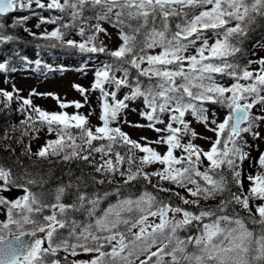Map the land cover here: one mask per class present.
<instances>
[{
  "label": "snow or ice",
  "instance_id": "1",
  "mask_svg": "<svg viewBox=\"0 0 264 264\" xmlns=\"http://www.w3.org/2000/svg\"><path fill=\"white\" fill-rule=\"evenodd\" d=\"M33 5L62 14L39 17L37 28L58 25L37 37L49 41V47L89 56L106 53L111 62L94 69L89 88L73 85L85 103L92 92L100 93L102 124L97 126L90 120L94 109L88 114L63 110L82 108L79 101L55 96L61 110L49 111L33 98L52 93L34 89L25 97L15 86L0 88V110L16 102L24 114L21 138H34L40 128L55 136L35 153L18 141L24 155L81 160L93 169L91 185L76 177L34 192L48 181L34 178L19 160L0 163V213L5 217L0 221V264H264V152L252 157L246 139H264L259 131L264 124V57L240 60L243 41L264 21V0H0V43L14 39L6 34L8 27L30 19L21 15L8 25L9 15ZM105 24L116 30L114 49L100 40L101 35L111 38ZM70 29L78 30L79 40L66 38ZM251 64L258 67L249 70ZM6 69L0 63V70ZM225 79L232 82H220ZM124 88L128 92L118 98ZM137 100L143 102L140 115L147 123L135 126L154 131L155 140L142 137L141 143L111 126ZM206 105L226 110L223 119ZM193 121L213 135L197 132ZM3 138L11 137L5 132ZM198 139L208 147L197 144ZM247 160L254 171L244 176ZM140 182L143 190L131 192ZM105 183L110 190L88 191ZM17 190L21 195H4ZM218 197L223 199L209 203ZM81 252L90 259L68 260Z\"/></svg>",
  "mask_w": 264,
  "mask_h": 264
},
{
  "label": "rangeland",
  "instance_id": "2",
  "mask_svg": "<svg viewBox=\"0 0 264 264\" xmlns=\"http://www.w3.org/2000/svg\"><path fill=\"white\" fill-rule=\"evenodd\" d=\"M33 13H35L33 15ZM21 15H28L30 19L23 25L17 26L21 31H24L27 35H32V33H36L39 36L40 33L44 31H52L57 24H48L44 23L41 24L39 28L36 25L40 22L39 17L45 18H55L58 15H62L58 10H48V9H40L33 5L32 9H24L18 10L13 14H10L7 18V24L11 23L14 19L19 18ZM68 22V18H64V23ZM104 27L108 29L111 33V38L108 39L103 35L100 36V40L104 42V44L109 49H114L118 44L119 40L117 39L116 30L113 29L111 26L105 24ZM27 29V30H26ZM69 35L66 38L76 39L79 40L80 37L76 34L77 29H70ZM44 40V39H43ZM44 42V41H43ZM6 44H8L6 42ZM31 47L32 45H28ZM33 51L28 52L29 54L26 55L28 58L25 60L27 64H25L27 69L23 72H17L15 70H0V88L6 90H13V86L16 89L20 90V93L27 97L32 90H36L39 93H52L53 97H49L47 95L44 96H36L34 97V103L41 107L42 109L49 110V111H60L61 109L58 107V102L54 98L55 96L61 97L65 101H79L83 107L80 109H76L74 106H70L64 111L68 113H76L80 112L83 114H88L93 109L95 110L93 115L90 117L91 124L94 126L101 125L102 121L98 120V115L101 112V103L102 101L98 99L100 93L98 91L92 92L88 96L89 103H85L84 96L79 93L77 90L73 88V85L78 84L83 86L84 88H89L91 83L93 82V71L94 69L101 66L102 63H107L110 57L106 53H94L91 56L87 54H81L78 51L71 52V55H58L52 48L49 47H41L35 48L33 46ZM32 48V47H31ZM243 56L240 57L242 59V63H246L249 60L255 61L258 60L260 57H264V31L259 33L256 37L253 38V42L249 44L248 49H243ZM44 51H49L51 53L46 54L43 58L39 55ZM152 52L158 51L150 50ZM78 52V53H77ZM36 60H40L41 63L38 65L35 63ZM0 63H3L0 55ZM15 68L16 65H12ZM146 66V65H144ZM84 68V71H78V69ZM257 64L249 65V70H253L257 68ZM120 75V73H117ZM219 79V77H218ZM221 83H231L230 79H225L220 81ZM107 87V86H106ZM128 92L127 88H124L120 93H118V98H122L125 93ZM12 107L14 114H19L20 112L17 110L19 105L16 102H13ZM210 109V113H215L218 119H223L225 115L224 109H221L219 106L216 105H206ZM144 109V105L142 100L132 101L129 103V108L121 114L119 123H113L112 127H121L122 131L129 135V137L133 140H137L141 143H144L141 138L147 137L149 140H155L157 138V134L154 131L148 130L143 127H136L135 125H144L147 123L146 118L140 115V112ZM255 112H259L258 109H254ZM23 116L20 120L21 127L19 131L22 132L24 126L21 124V121L24 120V114H20ZM189 120L193 118L191 116L188 117ZM159 127H163L162 125H158ZM193 126L197 132H200L207 136H212L213 134L207 132L202 125H197L193 121ZM39 127V125H37ZM259 131L264 135V124L260 125ZM34 138H28L29 144L32 145V148L42 146L47 139L55 138L54 134L48 133L45 128H40L39 132H34ZM214 138V137H213ZM248 140L249 148L251 149V156L256 157L258 152H264V139H256L253 140L250 136L246 137ZM197 144L201 147L207 148L208 145L203 140H196ZM95 143V142H94ZM158 151H165L163 146H156ZM248 149H246L247 151ZM178 154V153H177ZM251 160H247L243 163V172L244 176L248 173L253 172L254 170L250 167ZM156 167H159L157 165ZM150 171L155 170L152 167H149ZM248 181L244 179V187L247 190L248 188ZM5 196L9 198H13L16 196L21 195L20 191H13V192H5ZM5 217L2 213H0V221L4 220ZM155 251V247L152 249ZM63 257L65 254L61 252L59 254ZM144 257L142 256L141 259ZM90 259V254L87 253H80L76 257L68 256V260H88ZM139 262L137 261L136 264Z\"/></svg>",
  "mask_w": 264,
  "mask_h": 264
},
{
  "label": "trees",
  "instance_id": "3",
  "mask_svg": "<svg viewBox=\"0 0 264 264\" xmlns=\"http://www.w3.org/2000/svg\"><path fill=\"white\" fill-rule=\"evenodd\" d=\"M8 25H11V23H8ZM262 31H264V21L258 22L256 26L251 30L247 38L243 41V49H248L249 44L253 42V38ZM6 34L12 35L14 39L11 41H7L8 44H6V42L0 43V55L3 63H6L7 67H9L10 69L12 65H16V67H24V45L31 43L41 47L46 43L48 45L50 43L49 41L27 35L18 27H8L6 29ZM54 50L58 51V53H68L67 49H65L64 47H54ZM242 59L243 58H241L240 60L242 61ZM107 61V63H110L111 58ZM13 109L15 108L10 106V108L8 109L0 110V163L6 165H15L17 160H19L34 178L39 179L40 177H43L44 180L48 181V184H46L43 189H41L39 186L34 187L32 189L34 192L46 191L49 188H55L58 183H67L69 180L75 181L76 177H83L84 182L91 185L89 174L93 173V169L90 163H86L81 160H70L65 162L59 156L49 157L47 160H41L38 159L35 155H32L31 157L24 155V148L22 147V144L29 145V140L27 138L28 136H24L21 138V132L19 131V128L21 127L20 120L23 116H20V114L22 113L14 114ZM10 126H15V130H13V128ZM5 132L9 133L11 137L10 139L5 140L3 138ZM32 136H34V132L32 133ZM18 141H22V144ZM9 147L14 151L10 152L8 150ZM116 148L117 150L121 151L122 154L124 153V151H126L122 146H116ZM37 149L38 147L32 148L31 145V150L33 153H35ZM136 155L139 156L140 153L137 152ZM95 159L99 160V154H95ZM147 170L150 171V168H148ZM101 178L103 177L97 174V179ZM153 183H155V181H153ZM164 186L168 187V185ZM143 187L144 183L140 182L138 185L132 187L130 191L137 192L138 190H143ZM93 190H110V187L107 183H105L104 185H93L88 188V191ZM235 190L236 189L233 188V191ZM244 190L246 191L245 187ZM163 196L164 194H161V198H163ZM220 199H223V197H218L216 201H211L209 203H218ZM173 201L178 202L175 201V198H173ZM237 211L241 210L237 208ZM180 234L181 236L185 235V233L183 232H181Z\"/></svg>",
  "mask_w": 264,
  "mask_h": 264
}]
</instances>
